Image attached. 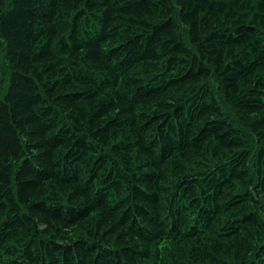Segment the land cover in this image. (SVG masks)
<instances>
[{
    "label": "trees",
    "instance_id": "1",
    "mask_svg": "<svg viewBox=\"0 0 264 264\" xmlns=\"http://www.w3.org/2000/svg\"><path fill=\"white\" fill-rule=\"evenodd\" d=\"M0 264H264V0H0Z\"/></svg>",
    "mask_w": 264,
    "mask_h": 264
},
{
    "label": "rangeland",
    "instance_id": "2",
    "mask_svg": "<svg viewBox=\"0 0 264 264\" xmlns=\"http://www.w3.org/2000/svg\"><path fill=\"white\" fill-rule=\"evenodd\" d=\"M3 46L0 42V94L5 91L6 83H7V76H8V66L6 61L3 57ZM264 217V214H263Z\"/></svg>",
    "mask_w": 264,
    "mask_h": 264
}]
</instances>
